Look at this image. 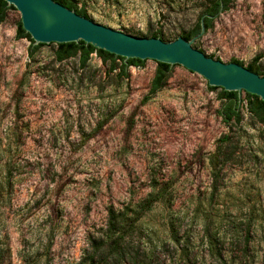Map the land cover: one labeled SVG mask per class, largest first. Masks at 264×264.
Returning <instances> with one entry per match:
<instances>
[{
  "label": "rangeland",
  "instance_id": "1",
  "mask_svg": "<svg viewBox=\"0 0 264 264\" xmlns=\"http://www.w3.org/2000/svg\"><path fill=\"white\" fill-rule=\"evenodd\" d=\"M211 1L75 0L95 23L164 42ZM19 21L0 22V264H78L108 210L133 218L157 194L126 240L154 264H264V125L244 92L225 124L220 90L174 66L142 103L155 62L123 78L95 54L56 62V44L30 56ZM192 45L264 71V0L232 1Z\"/></svg>",
  "mask_w": 264,
  "mask_h": 264
},
{
  "label": "water",
  "instance_id": "2",
  "mask_svg": "<svg viewBox=\"0 0 264 264\" xmlns=\"http://www.w3.org/2000/svg\"><path fill=\"white\" fill-rule=\"evenodd\" d=\"M20 14L23 30L34 45L84 42L115 56L181 66L201 76L208 86L255 95L264 102V77L236 63H223L206 56L190 41L178 37L164 42L159 38L129 36L100 25L53 0H3ZM205 33L204 17L200 19L199 38Z\"/></svg>",
  "mask_w": 264,
  "mask_h": 264
},
{
  "label": "trees",
  "instance_id": "3",
  "mask_svg": "<svg viewBox=\"0 0 264 264\" xmlns=\"http://www.w3.org/2000/svg\"><path fill=\"white\" fill-rule=\"evenodd\" d=\"M54 2L64 6L65 8L74 11L77 15L88 18L84 7L79 8L75 0H53ZM207 1V0H206ZM234 0H213L209 6L205 7L197 20L194 27L181 35V37L190 41L197 39V35L200 33V19L204 17L205 32L208 31L214 19L222 12L228 10L230 3ZM10 10H15L12 6H8L3 0H0V22L4 21L6 13ZM17 38L26 39L30 43L29 55L34 54L44 44L34 45L33 40L30 38L22 26L21 22L17 23ZM150 38H159V34H152ZM162 40V39H161ZM49 45V44H48ZM56 51L54 57L56 62H63L68 59L79 57V64L85 67L90 56L95 54L102 63L109 65L110 71L119 70V76L123 78L128 77L129 67H141L145 61L138 59L125 60L122 57L115 56L106 51L96 49L91 45H87L82 41L77 43L56 44ZM194 47V46H193ZM195 48V47H194ZM264 57V56H263ZM257 59L255 58L248 65L244 66L241 62L233 60V63L244 66L249 71L264 77V71L256 65ZM156 68L153 78L150 82V87L147 95L142 99V103L152 98L159 90H161L174 66L164 63L155 62ZM210 91L220 90L218 98L223 101L222 112L219 115L223 117L225 124L230 123L232 120L239 122L238 106L239 102L238 94L236 92H226L221 88L210 87ZM245 105L246 110L250 116L259 124L264 125V102L255 95L245 93ZM161 198V194H157L153 201L146 203L139 212L133 218H127L125 212H115L114 210H108L106 228L97 238H91L89 240V250L84 254V257L78 264H154L157 259L154 258L155 254L150 251H138L137 249L130 248L126 240L128 235L134 230L135 225L142 216L148 212L153 204ZM186 258V257H185ZM161 260V257L158 256ZM180 259L163 258L161 264H181L178 263ZM158 263V261H157Z\"/></svg>",
  "mask_w": 264,
  "mask_h": 264
}]
</instances>
